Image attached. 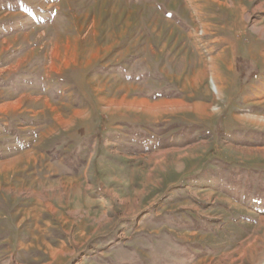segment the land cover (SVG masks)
I'll use <instances>...</instances> for the list:
<instances>
[{
  "label": "rangeland",
  "instance_id": "1",
  "mask_svg": "<svg viewBox=\"0 0 264 264\" xmlns=\"http://www.w3.org/2000/svg\"><path fill=\"white\" fill-rule=\"evenodd\" d=\"M261 18L264 0H0V264H264L242 37Z\"/></svg>",
  "mask_w": 264,
  "mask_h": 264
},
{
  "label": "crops",
  "instance_id": "2",
  "mask_svg": "<svg viewBox=\"0 0 264 264\" xmlns=\"http://www.w3.org/2000/svg\"><path fill=\"white\" fill-rule=\"evenodd\" d=\"M259 24V28L242 35L246 43L243 56L252 64L245 70L250 74H257L254 82H258V91L264 93V19L261 18ZM239 70L236 66H231L229 73L238 74Z\"/></svg>",
  "mask_w": 264,
  "mask_h": 264
},
{
  "label": "trees",
  "instance_id": "3",
  "mask_svg": "<svg viewBox=\"0 0 264 264\" xmlns=\"http://www.w3.org/2000/svg\"><path fill=\"white\" fill-rule=\"evenodd\" d=\"M116 68H118L117 72H119L121 75L124 76L125 80L128 82H136L138 83L141 79L136 76L134 71H126L124 69H122L120 66H117ZM116 73V72H115ZM173 97V96H178V94L175 93H170L169 95H158L157 97ZM150 98L154 99L156 98V96H150Z\"/></svg>",
  "mask_w": 264,
  "mask_h": 264
}]
</instances>
